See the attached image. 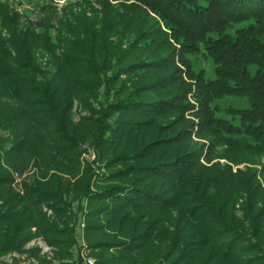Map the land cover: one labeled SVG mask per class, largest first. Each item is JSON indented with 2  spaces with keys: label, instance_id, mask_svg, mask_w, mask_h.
<instances>
[{
  "label": "trees",
  "instance_id": "trees-1",
  "mask_svg": "<svg viewBox=\"0 0 264 264\" xmlns=\"http://www.w3.org/2000/svg\"><path fill=\"white\" fill-rule=\"evenodd\" d=\"M76 3L0 1V257L264 264V0Z\"/></svg>",
  "mask_w": 264,
  "mask_h": 264
},
{
  "label": "rangeland",
  "instance_id": "rangeland-1",
  "mask_svg": "<svg viewBox=\"0 0 264 264\" xmlns=\"http://www.w3.org/2000/svg\"><path fill=\"white\" fill-rule=\"evenodd\" d=\"M2 4L7 3L10 14H17L19 20H21L23 25H46L57 21V19L70 18L68 13L72 10L75 12L80 8V5L76 3L79 0H0ZM51 35L54 38L58 37L56 30H50ZM49 58L38 56L37 62L41 66L42 70L47 69ZM197 62L201 66H209L207 63L203 62L200 58L197 59ZM78 110H75L74 113ZM76 120V118H75ZM83 158L88 161L94 159V154H83ZM245 164L239 166L240 168L244 167ZM84 205V203H83ZM74 210H76V204H74ZM48 215H51V211L44 209ZM84 223L83 218L79 219V224L75 226V240L76 243L73 246L71 253L73 255L74 261H81V264H87L85 260L88 258L95 259L92 257L87 243L84 239V228L80 227L81 223ZM37 249L39 259H45L47 263L51 264H61L62 261H59L55 258V249L49 247L41 238H36L29 242L25 246V250ZM43 263V264H47ZM93 263V264H94ZM0 264H40V262L33 257H31L27 252L17 253L13 252L6 256L0 257Z\"/></svg>",
  "mask_w": 264,
  "mask_h": 264
},
{
  "label": "built area",
  "instance_id": "built-area-1",
  "mask_svg": "<svg viewBox=\"0 0 264 264\" xmlns=\"http://www.w3.org/2000/svg\"><path fill=\"white\" fill-rule=\"evenodd\" d=\"M13 175H14V178H15V179L19 180L20 177L18 176L17 173H14ZM80 227H81L82 229L84 228V223H83V222L80 224ZM85 262H86L87 264H93V263H94L93 259H91V258H88L87 260H85Z\"/></svg>",
  "mask_w": 264,
  "mask_h": 264
}]
</instances>
